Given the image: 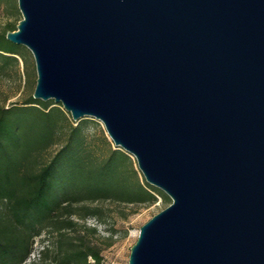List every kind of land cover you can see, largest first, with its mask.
Returning a JSON list of instances; mask_svg holds the SVG:
<instances>
[{"label":"water","instance_id":"95a60500","mask_svg":"<svg viewBox=\"0 0 264 264\" xmlns=\"http://www.w3.org/2000/svg\"><path fill=\"white\" fill-rule=\"evenodd\" d=\"M33 97L100 120L172 202L128 264H264V0H17Z\"/></svg>","mask_w":264,"mask_h":264},{"label":"trees","instance_id":"16d2710c","mask_svg":"<svg viewBox=\"0 0 264 264\" xmlns=\"http://www.w3.org/2000/svg\"><path fill=\"white\" fill-rule=\"evenodd\" d=\"M1 9L17 15L0 27L3 73L19 57L27 62L28 49L6 38L22 19L17 0H0ZM75 122L60 103L33 93L0 105V264H26L37 239L39 257L28 264H103V249L117 239L87 223L88 216L103 221L100 203L141 205L159 196L171 203L141 176L130 153L110 145L96 154Z\"/></svg>","mask_w":264,"mask_h":264},{"label":"rangeland","instance_id":"374dc122","mask_svg":"<svg viewBox=\"0 0 264 264\" xmlns=\"http://www.w3.org/2000/svg\"><path fill=\"white\" fill-rule=\"evenodd\" d=\"M10 12V9L9 11H6L5 9L0 10V27L3 26L9 18H13L16 21L17 15L10 14ZM19 17L22 18L21 11ZM19 52L23 56L27 54V50L24 47L21 48ZM29 72L31 73L30 77L33 79V83L31 85L28 80ZM36 78L37 72L34 57L32 52L28 49L27 62L23 58L19 57L18 65L11 64L7 67L5 72L0 73V105L10 106L14 102L24 99L28 96V94L33 93ZM66 113L70 120H73L71 114L68 112ZM77 123L82 124L86 146L92 149L96 154H106L110 145L116 147L100 120L92 117H84L77 120L74 124ZM57 147V144L53 145L49 151L56 149ZM132 157L136 161L133 155ZM135 164L138 168L137 161ZM140 174L143 176L141 171ZM169 204L170 202L162 196H159L153 203L141 205L113 203L109 201H103L100 203L103 213L101 218L103 221L101 222L97 220L94 216H88L87 223L89 225H96L99 231L104 234L114 232L117 239L113 245L103 249V264H128L131 246L138 238L140 227ZM41 244L40 239H37L35 250L26 264L39 257Z\"/></svg>","mask_w":264,"mask_h":264}]
</instances>
